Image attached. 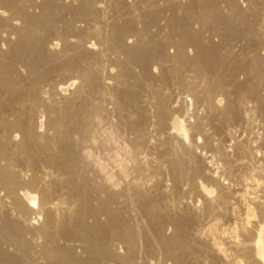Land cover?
Here are the masks:
<instances>
[{"label":"bare ground","instance_id":"bare-ground-1","mask_svg":"<svg viewBox=\"0 0 264 264\" xmlns=\"http://www.w3.org/2000/svg\"><path fill=\"white\" fill-rule=\"evenodd\" d=\"M206 21L264 79V0H0V264H264L258 94Z\"/></svg>","mask_w":264,"mask_h":264},{"label":"rangeland","instance_id":"rangeland-1","mask_svg":"<svg viewBox=\"0 0 264 264\" xmlns=\"http://www.w3.org/2000/svg\"><path fill=\"white\" fill-rule=\"evenodd\" d=\"M242 1H245V0H242ZM207 22H208V21H206V23L202 24L203 26L201 25L202 28H203V30H204V28H205V30L208 29V31H206V32L204 31V33H207V34H206V38H204L203 40H204L206 43H208V41H209L210 39H211V40L213 39L212 41H216V42H218V43H219V40H220V42L223 40L222 42H223V44H224L225 47L221 45V48L219 49V52H220L221 56L224 54L225 57H226V56H228V57L230 56L229 58H231V59H230L231 61H232V59L234 60V62H232V64L230 63L231 61H230L229 63L231 64V68L236 67L237 73L240 72L239 74L236 73V74H237V77H238V80L240 81V79H241V80L243 81V79H244L243 82H244V83L246 82V83H245V84H242V85L245 86V87H248V83H249V85H250L249 88H250V87H251L252 89L254 88L253 90L255 91V93L258 94L257 96H253V94H252V92H251V90H250V93H251L250 96H251V98H252V96H253V100L255 101V102H254V101H251V102H253V103L256 104V106H257V104H259V103H256V102L259 101L260 104L262 105V107H260V105H259L258 110H255L254 108H255L256 106L253 105V103H252V107H251L252 110H250L251 112H250V111L248 112L250 115H248V116H249V117H248L249 120L246 121L247 125L245 126V124H243L244 122H242V124H241V123L233 124L232 127H233V129H234V132H235L236 136H237V134H238V135L240 134L239 136H237V138H241V140H242V139H243V140L246 139L247 141H250V140H251V142H253L252 140H255V139H256L257 142H256V143L253 142L254 144H256V145H257V144H258V145H261L262 141H263V144H264V140H263L264 136H263V133H262V135H261V131L264 130L263 127L261 128V126H264V125H263V124H264V123H263V122H264V110H263L264 103L262 104V101L264 100V99H263V97H264V94H263V93H264V87H263L264 84H263V83H264V82H261V79H262V81H263L264 79L261 78V77H259V78L257 79L258 74L255 75V71H256L255 68H253L249 63H248V64L246 63L247 60H248L249 58H248V56H247V55H248L247 50H246L245 48H243L244 40H242V39H240V38H237V39L235 38L236 40H233V37H232L231 33H229V32H228V33H229L231 36H229V35H225V36H224V39H223L222 36L219 37L220 34H221L220 31H221V32L223 31V30H222L223 28L220 27L221 25H218V24L212 22V25H211V26H212L213 28H211V27L209 28V26H210V24H211V21H209L210 24H208ZM205 24H206V25H205ZM207 25H208V26H207ZM216 25H217V26H216ZM205 26H206V27H205ZM214 26H216V27H218V28H216V27H214ZM155 27H156V26H155ZM155 27H154V28H155ZM207 27H208V28H207ZM221 28H222V29H221ZM164 29L167 30L168 28L166 27V28H164ZM210 29H211V31H209ZM174 30H177V29L175 28ZM212 30H213L214 32H213ZM217 30H220L219 33H218ZM162 31H163V32H162ZM162 31H160L161 33H160L159 35H163L162 33H166L165 30H162ZM210 32H212L213 35H212ZM215 32H217L218 34L215 33ZM209 33H210V34H209ZM222 33H223V32H222ZM208 34H209V38H210V39L208 38ZM159 35H157V36H159ZM210 35H212V38H211ZM217 35H219V36H217ZM157 36H156L155 38H157ZM233 36H234V35H233ZM218 37H219L220 39H219ZM221 38H222V39H221ZM227 38L229 39V43H230V41H231V42L236 46V48L232 47L234 50L230 47V46L233 45V44H232V43L229 44L228 41H227ZM93 39H94V38H93ZM208 39H209V40H208ZM214 39H215V40H214ZM238 39H239V40H238ZM148 40H149V39H148ZM237 40H238V41H237ZM241 40H242V41H241ZM152 41H153V40H149L150 43H151ZM224 41H225V42H224ZM240 41H241V42H240ZM222 42H221V43H222ZM240 45H241V47H239ZM59 46H60V45H59ZM100 46H102V45H101V44H100V45L98 44V45H97V49H98V48L100 49ZM226 46H227V47H226ZM228 47H229V48H228ZM238 47H239V48H238ZM170 48H171V47H170ZM223 48H224V49H223ZM189 49H191V47H190ZM236 49H238V50L236 51ZM242 49H243V51H242ZM230 50L232 51L231 53H230ZM245 50H246V51H245ZM221 51H222V52H221ZM234 51H235L236 53L233 54L234 57L232 58L231 55H232V53H233ZM224 52H225V53L227 52L226 55H225ZM244 52H245V54H244ZM228 53H229V54H228ZM242 53H243L245 56H244ZM230 54H231V55H230ZM235 55L237 56L236 59H239V56H240V58H241V56H242V58L239 59V60H241V61H240L241 64H240V62L235 61ZM224 56H223V57H224ZM245 57H247L248 59H246ZM248 62H249V60H248ZM233 63H236V65L233 64ZM237 63H238V64H237ZM232 65H233L234 67H232ZM240 65L243 66V67H241V69L239 68ZM237 66H239V67H237ZM249 66H250V67H249ZM248 67H249V68H248ZM237 68H238L239 70H238ZM252 68H253V69H252ZM158 69H159V68H157V70H158ZM246 69H248V70H246ZM236 70H235V72H236ZM241 70H242V71H241ZM243 70H244V71L246 70V71L244 72ZM160 71H161V70H159V73H160ZM187 71H188V70H186V72H187ZM250 71L253 73V75L251 74ZM253 71H254V72H253ZM246 72H247V73H246ZM256 72H257V71H256ZM187 73H190V72L188 71ZM190 74H191V73H190ZM248 74H249L250 76H249ZM238 75H239V76H238ZM245 75H246V76H245ZM251 75H252L253 78L251 77ZM254 75H255V77H254ZM256 76H257V77H256ZM161 77H162V76H161V74H160V78L158 77L156 80L154 79V80L152 81V85H153V84L155 85L156 83H158V85H157V86L155 85V87L159 88V87L162 86L160 89L168 90V92H169V90H172V91H171V95H170V96H171V99H170V100H171V101L173 100V101H175V102H176V100H177L178 102H183L184 104L179 103V105H180L181 107L184 106V107L182 108V109H184V108H185V105L187 106V104H185V102L182 101V100H180V99H179V100H180V101H179L178 98L181 97V96H185L187 93L185 92L186 90H184V89H185L184 86H180V85H182V83L179 84L180 79H177L178 83H177V81H175L176 84H174V83H173L174 81H173V82H172V81H168V82H166V81H163ZM242 77H243V79H242ZM249 79H250V80H249ZM248 80H249V82H248ZM255 80H256V81H255ZM258 80H260V81H258ZM242 81H240V83H243ZM252 81H253V82H252ZM170 82H171L173 85H175V86L173 87V85H172ZM180 82H181V81H180ZM257 82H259V83L257 84ZM159 83H160V84H159ZM169 83H170V84H169ZM261 83H262V85H261ZM161 84H162V85H161ZM178 84H179V85H178ZM253 84H254V85L257 84L259 87H260V86H261V87L258 88L257 85H255V87H254ZM160 85H161V86H160ZM163 85H164V88H163ZM169 85H170V86H169ZM171 85H172V87H171ZM251 85H252V86H251ZM179 87H180V88H179ZM256 87H257V88H256ZM166 88H167V89H166ZM261 88H262V90L260 91ZM176 89H177V91H176ZM256 89H258V91H256ZM67 90H68V89H64L65 92H67ZM68 91H69V90H68ZM174 92H176V93H174ZM178 92H180V93H178ZM259 94H260V95H259ZM179 95H180V96H179ZM261 95H262V96H261ZM177 96H179V97H177ZM259 96H260V97H259ZM172 97H173V99H172ZM174 97H175V99H174ZM256 97H257V98H256ZM176 98H177V99H176ZM255 99H256V100H255ZM261 100H262V101H261ZM186 101L188 102V108H190V110H191L192 106H191V101L189 100V97H187V100H186ZM175 102H174L173 104L178 105V102H176V103H175ZM187 102H186V103H187ZM182 105H183V106H182ZM189 105H190V106H189ZM256 108H257V107H256ZM259 108H260V109L262 108V109L259 110ZM191 111H192V110H191ZM252 111H254V112L252 113ZM256 111H258V112H257V113H258L257 116H258L259 118H260L261 116H263V118L261 117V118L259 119V118L256 116V113H255ZM259 112H260V114H259ZM262 113H263V114H262ZM251 114H252V115H251ZM253 115L256 116V118H255V117L253 118ZM250 116H251V117H250ZM191 117H193V116H191ZM191 117H190V120H191ZM252 118H253V119H252ZM193 119H194V118H193ZM251 119H252V120H251ZM257 119H258V121H257ZM261 119H262V121H261ZM191 121H192V120H191ZM251 121H252V124H250V127H251V128L254 127V128L256 129V131H255L254 128H253L254 130L252 131V129L249 127V124H248V123L251 122ZM254 122H255V124H254ZM257 122H258L259 124H258ZM261 123H262V124H261ZM237 124H238V126H236ZM241 125H243V126H241ZM256 125H258V127H257ZM259 125H260V127H259ZM234 126H235V127H234ZM239 126H240V129H239V130H241L242 132H241V131L239 132V130H238ZM244 127H245V128L248 127L247 129H248L251 133L254 134V132H255L256 134L253 135V134H251L250 132H249L250 135L247 134L248 131H245V130L243 129ZM235 128H236V130H235ZM249 128H250V129H249ZM242 129H243V130H242ZM247 129H246V130H247ZM260 129H261V130H260ZM244 131L246 132L247 135L245 134ZM258 131H260V133H259ZM237 132H238V133H237ZM242 133H243L245 136H243ZM257 135H259L258 137L261 136L262 138H261V137H260V138H261L262 140L259 139V138L257 139ZM240 136H241V137H240ZM242 136L245 137V138H243ZM247 136H249L250 139H249ZM221 137H222V138H220V140H219V142H220V143H219V146H221V148H222L221 150H223V147H224L225 143H227V144H226L227 146H225L224 149H227V147H228V149H229V147H230V148L232 147V148H231L232 150L230 151V149H229L228 152H229V154H230L231 156H233V155H232V154H233L232 152H233V148H234V147H233L232 145H229V144H231V143L233 142L234 138H231V137L228 138V141H229V142L231 141V142L229 143V142L226 141L227 138L223 141V139H224L225 137H223V136H221ZM246 137H247V138H246ZM254 137H255V139H254ZM199 139H200V138L198 137L197 140L199 141ZM221 139H222V140H221ZM258 140H259L260 143L258 142ZM222 142L224 143L223 145H222ZM263 144H262V145H263ZM228 145H229V146H228ZM262 145H261V146H262ZM222 146H223V147H222ZM263 148H264V145H263ZM228 149H227V150H228ZM197 150L199 151L200 148L197 149ZM208 153H210V152H208ZM231 153H232V154H231ZM217 154H219V152H217ZM216 157H218V158H216ZM216 157H215V159H217V161L214 160V158H213L214 163H213V166H212V167H216V166H217L218 164H220V162L222 161V160H220V161L218 160V159H219V156H216ZM209 158H210V157H209ZM254 159H255V162H256V161H257V158H254ZM262 161H263V160H262ZM262 161H261V162H262ZM217 162H218V163H217ZM261 162H260V160H259V161H257L256 163H257V164H259V163H260V164H263V163H264V162H263V163H261ZM216 163H217V164H216ZM235 182H236V181H234V183H235ZM237 183H238V181L236 182V184H234L236 187L239 185V183H238V184H237ZM235 186H234V187H235ZM198 199H199V198L197 197V200H198ZM166 264H167V263H166Z\"/></svg>","mask_w":264,"mask_h":264}]
</instances>
